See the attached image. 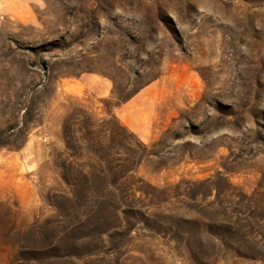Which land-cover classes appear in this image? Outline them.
Listing matches in <instances>:
<instances>
[{
    "label": "rangeland",
    "instance_id": "1",
    "mask_svg": "<svg viewBox=\"0 0 264 264\" xmlns=\"http://www.w3.org/2000/svg\"><path fill=\"white\" fill-rule=\"evenodd\" d=\"M0 264H264V0H0Z\"/></svg>",
    "mask_w": 264,
    "mask_h": 264
},
{
    "label": "trees",
    "instance_id": "2",
    "mask_svg": "<svg viewBox=\"0 0 264 264\" xmlns=\"http://www.w3.org/2000/svg\"><path fill=\"white\" fill-rule=\"evenodd\" d=\"M122 130H124V128H121ZM107 165H108V168L110 169V170H112L111 169V165L109 166V164L107 163ZM117 169V168H116Z\"/></svg>",
    "mask_w": 264,
    "mask_h": 264
}]
</instances>
